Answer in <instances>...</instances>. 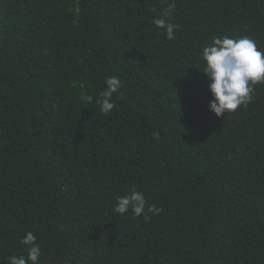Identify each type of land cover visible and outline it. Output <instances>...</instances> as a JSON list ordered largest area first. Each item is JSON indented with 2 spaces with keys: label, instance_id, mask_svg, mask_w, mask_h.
Wrapping results in <instances>:
<instances>
[{
  "label": "trees",
  "instance_id": "obj_1",
  "mask_svg": "<svg viewBox=\"0 0 264 264\" xmlns=\"http://www.w3.org/2000/svg\"><path fill=\"white\" fill-rule=\"evenodd\" d=\"M223 35L264 50V0H0V264L27 232L38 264H264V83L208 108ZM132 187L162 211L116 213Z\"/></svg>",
  "mask_w": 264,
  "mask_h": 264
},
{
  "label": "clouds",
  "instance_id": "obj_2",
  "mask_svg": "<svg viewBox=\"0 0 264 264\" xmlns=\"http://www.w3.org/2000/svg\"><path fill=\"white\" fill-rule=\"evenodd\" d=\"M175 3H169L162 10L154 24L164 30L168 39L174 38V29L179 26L170 22V13ZM204 62L203 73L210 79L208 89L214 99L208 108L220 116L225 112L235 111L239 106L252 100L253 86L264 83V50H261L256 41L248 35L242 36H216L211 44L201 51ZM105 89L95 101L101 113L107 115L115 107L113 93L118 92L123 82L116 76L105 78ZM87 100L93 102V97ZM131 210L134 217L143 215L145 220L150 217L148 213L158 215L162 209L154 204H148L143 191L132 187L127 193L116 198L114 211L121 215ZM37 237L32 232H27L21 243L28 245L26 255L10 256V264H38L41 248L36 244Z\"/></svg>",
  "mask_w": 264,
  "mask_h": 264
}]
</instances>
